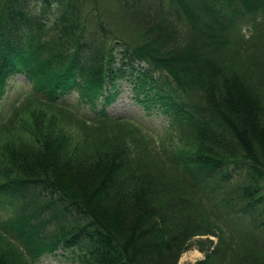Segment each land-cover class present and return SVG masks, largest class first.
Here are the masks:
<instances>
[{"label":"trees","instance_id":"trees-1","mask_svg":"<svg viewBox=\"0 0 264 264\" xmlns=\"http://www.w3.org/2000/svg\"><path fill=\"white\" fill-rule=\"evenodd\" d=\"M263 12L264 0H0V208L15 207L0 264L56 249L177 264L192 245L194 264H264ZM18 74L23 100L2 106ZM122 80L165 129L107 114Z\"/></svg>","mask_w":264,"mask_h":264},{"label":"rangeland","instance_id":"rangeland-1","mask_svg":"<svg viewBox=\"0 0 264 264\" xmlns=\"http://www.w3.org/2000/svg\"><path fill=\"white\" fill-rule=\"evenodd\" d=\"M259 25L260 22L258 20L256 26ZM253 30L254 28L251 25H248V23H245L239 27L240 34L245 39L250 38L251 32ZM259 37V42L256 43L254 47V49L257 48L254 50L256 53L255 57L264 59V27L260 30ZM228 38L230 40L228 47L229 51L232 50L234 54H238L236 51H240V47L238 45V41L241 39L240 36L237 32L235 34L229 30ZM236 61L239 62L242 67L252 66L253 64V60H249V58L237 59ZM27 89L28 83L26 82L24 75L18 74L11 77L9 85L6 88V95L2 100V106H9L18 98L23 100L22 95L27 91ZM115 90H118V94L113 103L107 108L108 115L112 117L126 115L139 124H142L152 132H161L167 127L169 122L164 118V116L156 114L147 115V112L142 108L141 105H139V102H137L139 99H141V97H136L134 93H132L131 86L128 81H119L112 91L114 92ZM69 98L71 102L78 103V109L82 115L86 116L87 118H91V108L89 107V104L85 103L84 99L81 100L78 98L77 89L72 90V95ZM14 214L15 207L9 208L6 206L4 208H0V218L2 220H13ZM202 238H207L215 243V238L213 237ZM69 257L70 255H68V252H63L61 249H56L51 253L43 255L39 264H80L77 257L75 259L73 258L72 260ZM204 257V254L197 247L192 245L187 251L181 254L177 264H194L197 261H202Z\"/></svg>","mask_w":264,"mask_h":264}]
</instances>
